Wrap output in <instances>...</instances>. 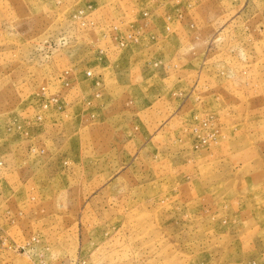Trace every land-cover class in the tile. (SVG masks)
Listing matches in <instances>:
<instances>
[{"label": "rangeland", "instance_id": "1", "mask_svg": "<svg viewBox=\"0 0 264 264\" xmlns=\"http://www.w3.org/2000/svg\"><path fill=\"white\" fill-rule=\"evenodd\" d=\"M0 264H264V0H0Z\"/></svg>", "mask_w": 264, "mask_h": 264}]
</instances>
